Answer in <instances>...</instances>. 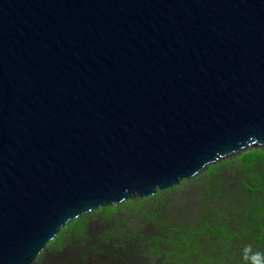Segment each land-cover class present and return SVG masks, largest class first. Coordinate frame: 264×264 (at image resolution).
I'll return each instance as SVG.
<instances>
[{
  "label": "water",
  "instance_id": "obj_1",
  "mask_svg": "<svg viewBox=\"0 0 264 264\" xmlns=\"http://www.w3.org/2000/svg\"><path fill=\"white\" fill-rule=\"evenodd\" d=\"M257 148L264 0H0V264Z\"/></svg>",
  "mask_w": 264,
  "mask_h": 264
},
{
  "label": "trees",
  "instance_id": "obj_2",
  "mask_svg": "<svg viewBox=\"0 0 264 264\" xmlns=\"http://www.w3.org/2000/svg\"><path fill=\"white\" fill-rule=\"evenodd\" d=\"M236 160L240 165L230 179L223 174L216 177L217 166L209 167L211 184L204 197L187 198L181 210L164 202L151 208L141 227L129 229L120 240L101 234V223L110 217L87 231V217L82 215L48 244L55 249L51 264H251L244 259L246 245L264 252V148L248 149ZM213 184L220 186V193ZM114 209L100 208L93 214ZM148 225L151 230L145 232ZM73 229L82 241L68 249L63 237L65 230ZM42 259L43 254L38 261Z\"/></svg>",
  "mask_w": 264,
  "mask_h": 264
},
{
  "label": "rangeland",
  "instance_id": "obj_3",
  "mask_svg": "<svg viewBox=\"0 0 264 264\" xmlns=\"http://www.w3.org/2000/svg\"><path fill=\"white\" fill-rule=\"evenodd\" d=\"M242 154L226 158L215 164L214 166H217L219 170L216 177L223 174L224 176H228V179H230L231 177L229 174L240 165V161L236 159ZM209 172L208 168L198 177L191 180H185L177 187L162 191L160 196L154 195L150 198L129 199L117 206H109L115 207L116 209L110 210L109 212L104 211L102 215L93 214L97 211L94 210L86 214L87 218L84 226L87 231H93L103 221L104 217L108 216L111 219L101 223V234L106 235L109 239L114 241L120 240L127 235V231L129 229L136 231L141 227L142 220L145 217V212L149 211L151 208H155L164 202L168 207H171L172 204L178 205L181 210L184 209L187 198L196 197L197 199H201L204 197V191H206L205 187L211 184ZM212 186L216 187V190H218L217 193H220L221 189L219 185L213 184ZM179 198H183L180 203L178 202ZM150 230L151 225L146 226L144 229L145 232H149ZM75 236L76 231L74 229L72 231L65 230L63 241L68 242V249L78 246L82 241V238H75ZM54 258V247H48L43 252V259L41 261L37 260V264H51Z\"/></svg>",
  "mask_w": 264,
  "mask_h": 264
},
{
  "label": "clouds",
  "instance_id": "obj_4",
  "mask_svg": "<svg viewBox=\"0 0 264 264\" xmlns=\"http://www.w3.org/2000/svg\"><path fill=\"white\" fill-rule=\"evenodd\" d=\"M244 259L251 261V264H264V252L259 250H253L252 246L246 245L244 250Z\"/></svg>",
  "mask_w": 264,
  "mask_h": 264
}]
</instances>
